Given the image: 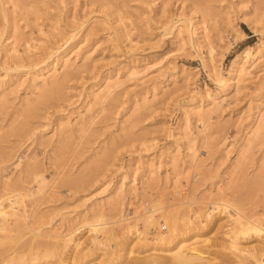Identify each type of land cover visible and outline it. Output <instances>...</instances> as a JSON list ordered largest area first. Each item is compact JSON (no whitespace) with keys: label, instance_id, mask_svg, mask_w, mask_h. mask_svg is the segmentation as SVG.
<instances>
[{"label":"rangeland","instance_id":"374dc122","mask_svg":"<svg viewBox=\"0 0 264 264\" xmlns=\"http://www.w3.org/2000/svg\"><path fill=\"white\" fill-rule=\"evenodd\" d=\"M0 202V264H263L264 0H0Z\"/></svg>","mask_w":264,"mask_h":264},{"label":"bare ground","instance_id":"6f19581e","mask_svg":"<svg viewBox=\"0 0 264 264\" xmlns=\"http://www.w3.org/2000/svg\"><path fill=\"white\" fill-rule=\"evenodd\" d=\"M244 55L247 57L248 56V52L245 51ZM241 56H243V55H241ZM12 205H14V204H12ZM12 205L10 206L11 209H13L12 207H14ZM2 206H4V205L2 204ZM221 206H223V205H221ZM226 207L227 206L224 207L225 210H226ZM216 209H217V207H216ZM1 210H3V209H1ZM1 214L5 215L7 213L1 211ZM231 221H232L233 229H236L237 227H239V230L235 231L234 235H228V237L233 239V241H234L233 243L236 246H237V244L235 243V241H236V239L238 237V234H244L245 236H247L248 234L253 232V234H255L256 236H261V233H262L263 230L261 228L257 227L256 225H251L248 222L247 223H243V221L239 217L233 218V219H231ZM174 227H175V225H174ZM175 229H178V228L176 227ZM236 246H233L235 248V250H236L235 254H233V255L235 256L236 259H238L237 264H242L241 257L238 254L239 252H241V250L239 248H237ZM261 252L263 253V255H261V260H262V262L264 264V249H262ZM206 255L207 254L205 252L199 251L195 247L190 248L189 251H186L184 249L182 250V248H181V249H178L177 251H174V252L171 253V258H172L171 260L173 261L172 264H182V263H185V264H196L197 262H202V261H204L205 258H208V256H206ZM159 259L160 258H154V259H152L151 262L146 263V264H150V263L160 264L161 260H159ZM235 263H236V261H235Z\"/></svg>","mask_w":264,"mask_h":264},{"label":"built area","instance_id":"2783aa9c","mask_svg":"<svg viewBox=\"0 0 264 264\" xmlns=\"http://www.w3.org/2000/svg\"><path fill=\"white\" fill-rule=\"evenodd\" d=\"M166 229V227H163V230H165Z\"/></svg>","mask_w":264,"mask_h":264}]
</instances>
